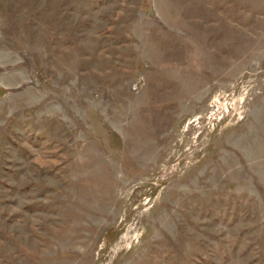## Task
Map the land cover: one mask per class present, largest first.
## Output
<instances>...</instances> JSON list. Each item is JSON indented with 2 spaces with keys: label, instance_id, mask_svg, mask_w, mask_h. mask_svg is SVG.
Segmentation results:
<instances>
[{
  "label": "rangeland",
  "instance_id": "374dc122",
  "mask_svg": "<svg viewBox=\"0 0 264 264\" xmlns=\"http://www.w3.org/2000/svg\"><path fill=\"white\" fill-rule=\"evenodd\" d=\"M0 264H264V0H0Z\"/></svg>",
  "mask_w": 264,
  "mask_h": 264
}]
</instances>
